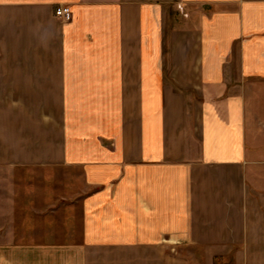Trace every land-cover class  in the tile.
I'll return each mask as SVG.
<instances>
[{
  "label": "crops",
  "instance_id": "0c3cea01",
  "mask_svg": "<svg viewBox=\"0 0 264 264\" xmlns=\"http://www.w3.org/2000/svg\"><path fill=\"white\" fill-rule=\"evenodd\" d=\"M27 165L80 176L48 217L76 242L2 212L0 264H264V0H0V169Z\"/></svg>",
  "mask_w": 264,
  "mask_h": 264
},
{
  "label": "rangeland",
  "instance_id": "374dc122",
  "mask_svg": "<svg viewBox=\"0 0 264 264\" xmlns=\"http://www.w3.org/2000/svg\"><path fill=\"white\" fill-rule=\"evenodd\" d=\"M26 167L18 170L0 169V216L4 212L8 217L6 231L9 240L23 245L76 242L70 234L71 225H56L49 222L52 219L48 217L51 211L49 206L58 196L72 198V188L65 187L82 184L80 176L68 175L62 169L51 173L43 168L35 170L33 165ZM6 204L9 207H5ZM62 214H65L62 210L54 213L60 217ZM39 219L41 222L38 224Z\"/></svg>",
  "mask_w": 264,
  "mask_h": 264
},
{
  "label": "built area",
  "instance_id": "2783aa9c",
  "mask_svg": "<svg viewBox=\"0 0 264 264\" xmlns=\"http://www.w3.org/2000/svg\"><path fill=\"white\" fill-rule=\"evenodd\" d=\"M55 15L64 22L71 21L72 19V11L68 6H58L55 9Z\"/></svg>",
  "mask_w": 264,
  "mask_h": 264
}]
</instances>
